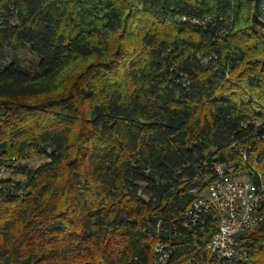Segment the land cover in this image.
<instances>
[{"label":"trees","instance_id":"trees-1","mask_svg":"<svg viewBox=\"0 0 264 264\" xmlns=\"http://www.w3.org/2000/svg\"><path fill=\"white\" fill-rule=\"evenodd\" d=\"M216 164L264 183V0H0V264H244Z\"/></svg>","mask_w":264,"mask_h":264},{"label":"built area","instance_id":"built-area-1","mask_svg":"<svg viewBox=\"0 0 264 264\" xmlns=\"http://www.w3.org/2000/svg\"><path fill=\"white\" fill-rule=\"evenodd\" d=\"M239 153L246 160L247 151L237 146ZM218 178L212 182L205 193L196 198L187 211L192 220L201 219L208 212L217 216L215 231L207 243L209 251L220 261H232L237 257L244 264H252L247 252L238 251L235 236L244 230L253 229L264 219L260 203L264 192L262 174L255 171L254 177L231 174L223 164L214 166ZM5 169L0 168V177ZM160 260L167 258L161 246Z\"/></svg>","mask_w":264,"mask_h":264},{"label":"rangeland","instance_id":"rangeland-1","mask_svg":"<svg viewBox=\"0 0 264 264\" xmlns=\"http://www.w3.org/2000/svg\"><path fill=\"white\" fill-rule=\"evenodd\" d=\"M25 56H26L27 58H29V57H31V54H30L29 52H26V53H25ZM27 162H29V163L32 164V165H37V164H39V163L41 162V160H39V159L36 158V157H32V158L28 159Z\"/></svg>","mask_w":264,"mask_h":264}]
</instances>
